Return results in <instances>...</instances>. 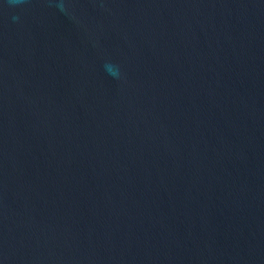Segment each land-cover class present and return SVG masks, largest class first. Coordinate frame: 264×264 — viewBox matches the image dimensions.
Segmentation results:
<instances>
[{
    "label": "water",
    "instance_id": "1",
    "mask_svg": "<svg viewBox=\"0 0 264 264\" xmlns=\"http://www.w3.org/2000/svg\"><path fill=\"white\" fill-rule=\"evenodd\" d=\"M0 264H264V0H0Z\"/></svg>",
    "mask_w": 264,
    "mask_h": 264
},
{
    "label": "clouds",
    "instance_id": "2",
    "mask_svg": "<svg viewBox=\"0 0 264 264\" xmlns=\"http://www.w3.org/2000/svg\"><path fill=\"white\" fill-rule=\"evenodd\" d=\"M18 2H22V0H9V3L12 5V6H15L16 3ZM59 7L61 10H66L65 9V5L63 2H61L59 4ZM109 71H110V74L114 75V76H119V70L116 69V68H113L111 66H109Z\"/></svg>",
    "mask_w": 264,
    "mask_h": 264
}]
</instances>
